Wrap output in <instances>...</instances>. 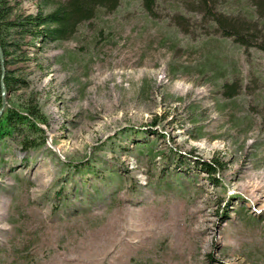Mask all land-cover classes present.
<instances>
[{
	"label": "rangeland",
	"instance_id": "1",
	"mask_svg": "<svg viewBox=\"0 0 264 264\" xmlns=\"http://www.w3.org/2000/svg\"><path fill=\"white\" fill-rule=\"evenodd\" d=\"M209 8L121 0L40 52L27 38L4 110L36 103L45 144L0 142V264H264V8Z\"/></svg>",
	"mask_w": 264,
	"mask_h": 264
},
{
	"label": "trees",
	"instance_id": "2",
	"mask_svg": "<svg viewBox=\"0 0 264 264\" xmlns=\"http://www.w3.org/2000/svg\"><path fill=\"white\" fill-rule=\"evenodd\" d=\"M49 0H42L37 8L35 16H23L14 13V6L9 0H0V50L2 54V63L0 58V108L2 104L1 96V77L2 68L4 70L3 85L7 92L15 93L19 88H27L28 84L22 76H16L15 72L6 70L8 64L16 63L20 57L25 56L21 47L28 43L27 38H32L38 44L37 51L40 52L44 46L59 43L71 38L77 27L92 20L95 13L99 11L111 12L116 9L121 0H66L53 3V7L44 14L43 6H46ZM147 11H150L153 0H142ZM258 9L264 8V0H250ZM204 6L205 12L210 11L211 0H199ZM216 18V17H213ZM216 23L220 24V20L216 18ZM229 30L234 35V41L243 47L246 43L240 38L239 31L229 25ZM264 51V46H260ZM19 56V58L15 57ZM11 57V58H10ZM24 111L7 107L0 117V142L5 143L6 140L13 137H19L21 149L25 151L37 150L45 144L44 132L38 127V124L45 123V117L40 112L36 103L33 105L31 100L26 102ZM139 148L146 145L138 142ZM147 148V147H146ZM204 171L209 175H213L220 168L217 160L205 162L202 164ZM69 170L72 169L77 176L89 174L95 176L94 170H90L92 166L88 163L68 164ZM108 174L104 175L102 180H110L117 177L116 171L109 169ZM68 174V173H67ZM119 175V174H118ZM218 178L214 176L211 182L218 185Z\"/></svg>",
	"mask_w": 264,
	"mask_h": 264
},
{
	"label": "water",
	"instance_id": "3",
	"mask_svg": "<svg viewBox=\"0 0 264 264\" xmlns=\"http://www.w3.org/2000/svg\"><path fill=\"white\" fill-rule=\"evenodd\" d=\"M0 58H1V63H2V54H1V50H0ZM3 76H4V70H3V68H2V77H1V96H2V104H1V108H0V116H1V114H2V112L4 111V108H5V104H6V102H5V96H6V94H7L6 89H5V87H4V85H3V82H2V80H3Z\"/></svg>",
	"mask_w": 264,
	"mask_h": 264
}]
</instances>
